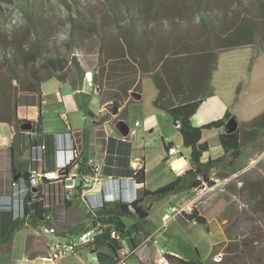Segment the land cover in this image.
<instances>
[{"label":"trees","instance_id":"obj_1","mask_svg":"<svg viewBox=\"0 0 264 264\" xmlns=\"http://www.w3.org/2000/svg\"><path fill=\"white\" fill-rule=\"evenodd\" d=\"M213 1L215 4L230 2V0ZM234 1L238 4L234 15L224 17L221 22V25L229 27L224 34L225 37H220L222 31L218 32L213 29L211 23L200 11L202 5L208 4L210 0H191L196 13H199L197 20L208 28L211 36L206 37L203 41L198 38L190 40L188 37L190 24L181 22L179 24L182 25L181 29L174 27V31L179 34H177V40L174 41L172 39L173 30L166 33L158 28V15H162L164 9L169 7L168 4L174 3L175 0H101L106 11L98 8L99 5L92 0H0V3L4 2L18 13L19 17L26 22L31 36L36 40L34 50L8 56L6 53L9 29L6 18L8 15L0 6V50L12 79L17 80L16 85L3 86L4 100L0 101V122H6L13 129L9 150L13 155L12 166L16 167L17 172H20V177L28 181L29 169H25V167H27L26 165L28 167L35 166L30 157L31 147L34 145H45L46 169L54 168L50 157L54 150L55 135L42 133L40 117L37 121H32L29 132L21 129L20 124L25 119L17 115V107L22 102H27L29 96H34L38 102L41 96L40 85L43 81L53 76L59 81H68L73 90H78L75 96L79 101V106L88 110L86 105L90 95L80 91L85 77L83 67L77 58L72 56L70 61L73 64L74 76L68 80V73L63 71L66 68L65 57L60 55L53 57L46 47L47 26H50L49 24L53 21L61 25L60 13L62 11L67 14L68 27L65 30L69 41L77 44L82 33L86 31L89 36L100 42V53L105 55L103 57L99 55V67L96 72L92 73V83L94 89H98L103 103L110 101L117 107L124 105V110L114 118V122L123 118L130 90L138 91L141 77L150 73L158 89V94L153 100L154 105L166 110L172 116L175 127L178 124L176 129L181 135L182 144L189 150V167L173 182L154 191L143 190L140 195L128 202L104 201L94 209L97 216L108 215L112 223H117H114V229L118 233L129 235L132 229H124L122 221L119 219L121 216L134 217L136 220L145 219L153 201L178 191L197 190L204 186L211 187L215 184L216 178L223 179L236 173L238 171L237 162L242 158L244 148L247 145H254L264 137V110L246 123H240L234 132L220 131L218 138L223 154L216 158L204 159L209 147L207 142L202 140V132L205 129L223 128L227 119L232 115L230 111L227 110L222 117L199 126H195L191 122V116L205 95L204 91L210 87V75L215 68L218 52L246 44L255 45L253 37L264 28L262 14H259L264 10V0L260 1V5H252L255 1H251V3L248 0ZM146 10L152 11L151 16L154 18L153 25L148 24L149 29L153 26L154 31L156 29V31L164 32L163 36L165 37V41L161 45L165 51L158 52L157 55H154L155 57L151 56V58H149V54L152 47L149 40L140 34V38H136L139 31L135 21ZM239 11L242 12L240 14L242 19L238 18ZM124 12L128 20L127 25L122 23ZM169 16L172 18L171 24H175V19H173L175 16L171 14ZM253 17L259 19L260 23L252 22ZM238 29L244 31L245 34L235 40H227L230 33ZM170 42L172 49L166 51ZM261 42L259 41L260 45ZM218 43L219 46H214ZM261 47L264 50V46ZM40 57L43 58L46 72L40 69L31 70L34 62ZM18 66L24 67L26 72L29 69L28 75L31 78L22 77L21 73L17 71ZM171 70L176 73L175 80L170 77ZM188 73L189 75L195 73L199 78V80H195V85H202L204 88L202 95H198L199 91L192 93L193 89L188 88ZM170 93L174 94L175 99L168 97ZM83 96L87 97L84 104L79 100ZM34 132L36 135L32 136L31 133ZM170 146L171 143H168L165 148L168 150ZM131 149L129 136L122 139L106 138L103 143L105 153L103 173L116 178L131 177L135 183L142 182L143 169H134L130 166ZM26 151H28V158L25 162L15 164L16 156ZM237 176L239 177V175ZM240 180L242 181L241 189L247 191L250 201L260 204L264 195V178L250 179L243 176ZM144 199L149 201L148 204L142 203ZM68 203L61 196V186L57 180H44L36 191H33L31 187L25 195L21 217L11 219L9 215L1 213L0 245L8 242L26 220L33 226L42 220L53 224L55 222L53 208L61 204L65 206ZM47 214L51 216L49 219L44 218ZM180 216L196 224L204 225L206 223L205 217L199 215L195 208ZM134 228L139 230L137 222H135ZM165 258L168 264H203L200 259L182 260L172 255H166ZM211 262L224 264V262Z\"/></svg>","mask_w":264,"mask_h":264},{"label":"crops","instance_id":"obj_2","mask_svg":"<svg viewBox=\"0 0 264 264\" xmlns=\"http://www.w3.org/2000/svg\"><path fill=\"white\" fill-rule=\"evenodd\" d=\"M244 46L253 45L246 44ZM254 55L264 56V50L258 49ZM218 57L219 55L217 56L216 65L213 70L217 68ZM232 66L228 68L226 78H223V81L219 85L212 76V70L210 87L205 91L202 85H195V80H199L197 75L195 73L189 75L188 73V88L193 89L192 93H195L194 91H199V94L196 93L198 95H202L203 91L205 93L197 110L191 116L193 125L199 126L208 121L218 119L227 110L236 116L238 126L240 123H246L252 118L250 114L245 113V115L240 114V116L236 114V106L239 104L238 101L240 103L243 102L236 95V83L242 80L241 77L243 75V81L240 83L245 88L249 86L251 78L242 72H236L235 70L237 69L234 70ZM169 74L173 80L176 79V73L174 71L171 70ZM220 88L222 89L221 92L219 91ZM40 91L41 96L38 102L34 96H29L27 102H22L17 107L18 117L31 121H37L38 117H40L42 127L45 119H51L50 116L46 118V115L55 113L64 127L60 129L57 127L56 133L50 134L56 135L58 133L71 132L73 141L81 151L82 157L95 156L104 161L105 153L103 143L105 139L108 137L117 139L124 138L116 129L114 122V118L124 110V105L119 107L117 115L110 114L104 107L108 102L103 103L101 101L98 89H94L93 83L92 87L86 86L85 77L80 91L90 95V99L86 105L88 110L79 106V101H77L75 96L78 90H73L68 81L62 82L54 76L50 77L42 82ZM157 94L158 89L150 73L144 74L140 80L139 90H130L128 103L122 118L130 126V132L128 134L132 145L130 166L134 169H143V181L135 183L131 177H113L112 179L105 177L104 181L93 188L86 200L76 199L65 206L61 204L54 207L53 218L55 222H53V225L58 231L59 238L65 239L72 237L81 230L93 225L95 222L93 221L91 210L99 207L104 201L120 200L128 202L140 195L143 190L154 191L173 182L189 167V150L183 146L181 135L173 124L172 116L166 110L156 107L153 103ZM173 95L170 93L168 97L175 99ZM86 98L83 96L79 100L84 104ZM258 100L260 99H255L256 102ZM81 112H84L85 116L88 115L93 119L91 125L87 123L85 117L82 124L80 119ZM1 124L7 123L0 122V217L2 215L1 213H3L4 215H9L12 219L20 217L17 214L19 198L22 196L25 200V195L21 188L12 185L13 182H17L18 180H13L14 173L11 172L12 169H16V167L12 166L13 155L9 150L13 129L7 124L9 126V132L2 133ZM220 131H223V128L205 129L202 132V140L207 142L209 147L207 156L205 154L204 159L208 157L216 158L223 154V149L218 138ZM168 143H171V146L176 148L177 153L175 155H168L167 149L165 148V145ZM244 152L245 150H243ZM26 158H28V151L16 156L15 164L24 163ZM50 161L54 163L53 154H51ZM26 166L25 169L31 168L28 165ZM43 166L45 168L47 167L45 162ZM103 168L104 164L101 172L106 176L103 173ZM231 175L236 176L237 172ZM174 197H181L183 202L180 205L172 204L171 206L182 207L184 204L193 200L194 190L178 191L164 196V198L170 200ZM148 202L147 199H144L142 203L148 204ZM154 202L151 203L145 219L136 220L134 217H130L131 221L129 222L124 219V216H121L119 219L122 221L124 229L129 228L132 231L129 235L119 232L118 238H111L109 235L110 230L117 223H112L108 215L98 216L105 230L97 235L91 244L79 250L78 256L81 257V264L91 263L86 262V254L83 257L82 253L84 251L93 254V256H98L99 264H117L119 259L123 260L122 264H167L166 255H172L182 260L192 259L183 254V246L188 248L190 242L186 239L184 240L178 233L186 232L189 234L195 231V228L200 226V224L185 220L180 215L171 219L165 227L154 235V239H156L155 243L147 240V236L162 224L163 213H152ZM193 208L196 209V207ZM197 212L199 215L205 217L200 211ZM205 219L206 223L204 225L208 227L207 229L212 228L211 221L206 217ZM135 222L138 223L139 230L134 228ZM174 224L175 228L169 231L170 227ZM223 228V224L216 220L214 229L217 232V236L211 243V250L213 245L225 240L226 235ZM16 236L18 239L14 243ZM169 237L177 239V241L175 240V246L169 242V239H167ZM48 239L45 235L38 234L34 226L26 220L8 242L0 245L3 246L0 253V264H67L76 255L68 254L60 259L49 260L47 258L46 248V240ZM192 241L194 242V240ZM160 249L165 250V256H160Z\"/></svg>","mask_w":264,"mask_h":264},{"label":"rangeland","instance_id":"obj_3","mask_svg":"<svg viewBox=\"0 0 264 264\" xmlns=\"http://www.w3.org/2000/svg\"><path fill=\"white\" fill-rule=\"evenodd\" d=\"M92 1L99 5L98 8L104 11L107 10L101 0ZM248 1H250V3L251 1H255L252 5H260L261 0ZM0 6L8 15L6 18V24L9 28L8 38L6 39L8 47L6 52L7 55L21 54L34 50L36 48V40L31 36L26 22L19 17L14 9L7 6L4 2H1ZM156 6H158V3H156ZM168 6V8L164 9L162 15L157 14L159 16L158 28L166 33L173 30L172 39L174 41L178 38V33L174 31V27L176 26L181 29L182 25H179L181 22L190 24L188 30V37L190 40L198 38L200 41H203L206 37L209 38L211 36L208 28L197 20V15L199 13H196L191 0H175L174 3H169ZM237 8L238 4L234 0H230V2L223 4H215L213 0H210L208 4L202 5L200 11L205 15V19L211 23L210 25L213 29L218 32L222 31L220 37H225L224 34L229 27L221 25V22L224 17L231 16V14L234 15ZM241 13V11L238 12L239 19L241 18ZM152 14V11L148 12L146 10V12L142 13L138 17V20L135 21L138 28L137 30L139 31L136 38H140V35H143L151 43L150 46L152 49L149 58L157 55L158 52L165 51L161 46L165 41V37L163 36L164 32L156 31V29L154 31L153 26L150 29L148 27V24L153 25L152 22L154 18H152ZM170 14L175 16L173 18L175 19V24H171L172 18H169ZM259 14H262V20H264V10L261 13L259 12ZM60 16L62 18L61 25L53 21L49 24L50 26H47L45 32L47 50L53 57L56 55L65 57L66 68L63 71L68 73V80L74 76L73 64L70 59L72 56H75L85 70L86 86L92 87L91 73L98 70L99 55L102 57L105 55L100 53V42L94 37L89 36L85 31L82 33V37L77 43L78 46H76L77 44H73L69 41L66 34L65 29L68 27L67 14L62 11ZM189 20L191 21L190 23ZM253 21H258L260 23L259 19L255 17L252 18V22ZM127 22V16L124 12L122 23L123 25H127ZM219 28H221V30H219ZM232 32L230 33L231 35L227 37V40H235L245 34L241 29ZM259 41H262L261 45ZM253 42L255 44L253 46H244L220 52L218 54L217 68L213 70L212 74L214 80L219 85L223 81V78H226L228 68L233 65L232 68L234 70L237 69L235 70L236 72H242L244 75H248V77L251 78L249 86L245 88L242 86V83H240L243 81V75L241 77L242 80L236 83V95L239 100L243 101L241 103L238 101L239 104L236 106L237 116H240V114L245 115L246 113L254 117L264 110V56L254 55L258 49L262 48V45L264 46V28L253 37ZM219 45L218 43L214 46ZM171 49L172 43L170 42L166 51H170ZM2 55V51L0 50V101L4 100V92L2 91L3 86L7 85L10 87L12 84H17V80L12 79ZM33 69H40L46 72L43 58L40 57L34 62L31 70ZM17 71L21 73L22 77L27 79L31 78V76L28 75L29 69H27L26 72L24 67L18 66ZM219 91L221 92L222 89L220 88ZM255 99L260 100L256 102ZM48 116H50L51 119H45L41 127L43 134L56 133L57 127H59V129L64 127L55 113L46 115V118H48ZM84 117L87 119V123L91 125L93 119L88 115L85 116L84 112L80 113L82 124ZM1 125V132L8 133L9 124ZM245 148L242 158L237 162V175H239V177L236 175L228 181L217 183L211 187L204 186L201 189L194 190V198L191 201V206L192 208L196 207V209H198L197 211H200L211 221L212 228L210 227V229H207V226L200 225L195 228V231L189 234L186 232L178 233L184 240L186 239L190 242L188 248L183 246V254H185L186 257L200 259L203 264H213L211 262L212 254L220 252L222 255L220 262H224V264H264V195L260 204H254V202L250 201L247 191L241 189L242 181L240 180L243 176L250 179L264 178V137L259 139L254 145H247ZM182 202L181 197H174L172 200L163 197L154 202L152 213L157 212L162 214L167 207H170L172 204L180 205ZM124 219L129 222L131 221V218L128 216H124ZM216 220L223 224L226 236L225 240L213 245L211 250V243L217 236V232L214 229ZM174 228L175 224L170 227L169 231ZM45 236L50 239H59V237L49 234ZM17 239L18 237L16 236L14 243L17 242ZM167 239H169V242L172 243L173 246L176 245L177 239L174 237H169ZM191 239L194 240V242ZM1 249H3V246H0V253ZM85 254L87 256L86 262H91L93 254L84 251L82 253L83 257ZM78 255L79 252L74 255L67 264H81V257Z\"/></svg>","mask_w":264,"mask_h":264},{"label":"built area","instance_id":"obj_4","mask_svg":"<svg viewBox=\"0 0 264 264\" xmlns=\"http://www.w3.org/2000/svg\"><path fill=\"white\" fill-rule=\"evenodd\" d=\"M178 127V124L176 125ZM30 130V129H29ZM27 130V132H29ZM35 136V132L31 133ZM45 145L39 144L31 147L30 157L34 161L33 167L29 169L28 181L19 177L17 182H13V186L21 188L26 195L30 188L36 191L44 180H57L61 186V196L67 202H73L76 199L86 200L90 195L93 188L104 181L105 177L112 179L113 176H104L101 172L104 161L95 156L82 157L81 151L76 147L71 132H63L55 135L54 139V168L46 169L43 166L45 162ZM168 155H175L177 150L171 146L167 150ZM87 171H84V170ZM235 175H230L223 179H215V184L228 181ZM222 180V181H221ZM214 184V185H215ZM19 208L17 214L21 217L23 215L24 198H19ZM192 210L191 201L184 204L182 207L170 206L162 215V224L156 228L153 233L147 236V240L156 242L154 235L158 233L165 225L173 218L181 215L182 213H189ZM93 221L95 222L90 227L81 230L72 237L65 239H48L46 240L47 258L49 260H56L65 257L68 254H77L80 249L88 246L93 242L95 237L104 232L105 227L99 221L98 216L92 209ZM50 215H45V219H49ZM35 231L41 235L58 236L56 227L47 222L46 220L40 221L39 224L34 226ZM109 235L111 238H118V232L113 228L110 230ZM160 256H165L164 249L159 250ZM222 255L220 252L213 253L211 261L220 262ZM123 260L119 259L117 264H122ZM90 264H99V258L94 255ZM168 264V263H167Z\"/></svg>","mask_w":264,"mask_h":264},{"label":"water","instance_id":"obj_5","mask_svg":"<svg viewBox=\"0 0 264 264\" xmlns=\"http://www.w3.org/2000/svg\"><path fill=\"white\" fill-rule=\"evenodd\" d=\"M105 109L112 115H117L119 112V107H117L115 104H113L112 102H108L105 104ZM32 126V121L25 119L21 124H20V128L23 130H29ZM115 127L118 130V132L120 133V135L122 137H126L128 136L129 132H130V126L128 123H126L124 120L122 119H118L115 122ZM238 128V120L236 118L235 115H231L227 121L224 124L223 127V132L225 133H231L236 131V129ZM12 173H14L13 176V180H17L20 177V172H17L16 169L12 170Z\"/></svg>","mask_w":264,"mask_h":264}]
</instances>
